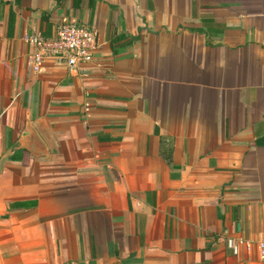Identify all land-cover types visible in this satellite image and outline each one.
I'll use <instances>...</instances> for the list:
<instances>
[{"label":"crops","instance_id":"0c3cea01","mask_svg":"<svg viewBox=\"0 0 264 264\" xmlns=\"http://www.w3.org/2000/svg\"><path fill=\"white\" fill-rule=\"evenodd\" d=\"M63 22L93 61L35 71ZM263 234L264 0H0V264H259L226 239Z\"/></svg>","mask_w":264,"mask_h":264},{"label":"built area","instance_id":"2783aa9c","mask_svg":"<svg viewBox=\"0 0 264 264\" xmlns=\"http://www.w3.org/2000/svg\"><path fill=\"white\" fill-rule=\"evenodd\" d=\"M23 40L34 49L35 71H39L45 58L53 57L61 60L70 72L84 73V67L93 61L97 47L93 29L71 22L60 23L51 37L36 32L24 35ZM226 245L233 254L245 250L255 254L259 264H264V234L256 239L228 237Z\"/></svg>","mask_w":264,"mask_h":264},{"label":"trees","instance_id":"16d2710c","mask_svg":"<svg viewBox=\"0 0 264 264\" xmlns=\"http://www.w3.org/2000/svg\"><path fill=\"white\" fill-rule=\"evenodd\" d=\"M44 36H46V37H51V36H48V35H46L45 33H43V32H41ZM133 39H135V37H133Z\"/></svg>","mask_w":264,"mask_h":264}]
</instances>
